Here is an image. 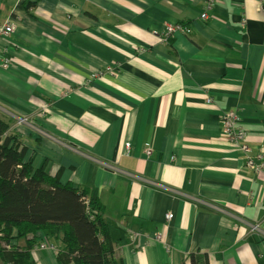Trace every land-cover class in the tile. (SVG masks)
<instances>
[{
  "label": "crops",
  "instance_id": "obj_1",
  "mask_svg": "<svg viewBox=\"0 0 264 264\" xmlns=\"http://www.w3.org/2000/svg\"><path fill=\"white\" fill-rule=\"evenodd\" d=\"M206 10L207 0H0V24L15 23L0 37V112L30 119L11 128L35 168L97 194L123 264H192V253L264 264V173L220 124L239 111L264 161V0ZM182 21L190 33L165 41L164 25ZM48 243L33 250L37 264H59L60 242Z\"/></svg>",
  "mask_w": 264,
  "mask_h": 264
},
{
  "label": "trees",
  "instance_id": "obj_2",
  "mask_svg": "<svg viewBox=\"0 0 264 264\" xmlns=\"http://www.w3.org/2000/svg\"><path fill=\"white\" fill-rule=\"evenodd\" d=\"M28 151L0 117V262L37 264L33 250L43 239L60 242L59 264H123L97 194L35 168ZM190 256L192 264H207L206 253Z\"/></svg>",
  "mask_w": 264,
  "mask_h": 264
},
{
  "label": "built area",
  "instance_id": "obj_3",
  "mask_svg": "<svg viewBox=\"0 0 264 264\" xmlns=\"http://www.w3.org/2000/svg\"><path fill=\"white\" fill-rule=\"evenodd\" d=\"M15 29V23L14 22H8L6 24H0V37H10ZM180 29V26L178 27ZM181 30V29H180ZM165 31H167L166 38H168L172 35L171 33L174 31L172 27H167ZM184 32H190V30H182ZM171 34V35H170ZM208 102L212 101L211 97L207 98ZM220 124L222 126L223 135L226 138V140L231 143L239 146L242 151L246 155V165H248L250 168L256 170L257 172L264 173V161L262 160V157L259 155L258 157H253L252 150L248 146L247 142V131L243 125L241 115L239 111L237 110H230L222 114L220 117ZM146 153L148 155L152 154V148L146 147ZM255 158H258V161L255 160ZM167 219H172L173 214L169 212L167 215ZM162 233H159V237L161 238ZM46 241L42 239H38L36 241L37 247L40 249L48 247V245L45 243ZM40 245V246H39Z\"/></svg>",
  "mask_w": 264,
  "mask_h": 264
},
{
  "label": "rangeland",
  "instance_id": "obj_4",
  "mask_svg": "<svg viewBox=\"0 0 264 264\" xmlns=\"http://www.w3.org/2000/svg\"><path fill=\"white\" fill-rule=\"evenodd\" d=\"M212 5H213V0H207V10H209V9H211V7H212ZM207 10L206 11H204V12H202V15H201V17L203 18V19H207L208 18V12H207ZM166 26L167 27H172V29H174V31L171 33L172 35L173 34H175V33H177V32H181L182 30H190L191 31V29H190V27H189V24L186 22V21H182V22H177V23H166L165 25H164V28L162 29V34H163V38H164V40L165 41H168L167 40V38H166V35H167V31H165V29H166ZM180 26V29H178V27ZM190 33V32H189ZM170 34V35H171ZM171 35V36H172ZM169 39V38H168ZM10 64H9V61L8 60H4L3 61V66L4 67H8ZM1 111V110H0ZM0 117L2 118V119H4L5 121H7L11 126H12V124H27V125H29L30 123V119L27 117V116H24V117H13V118H8L6 115H3L1 112H0ZM43 240V239H42ZM45 241V240H44ZM47 245H48V247H46V248H43V249H51L52 248V246L48 243V240H47V242H45ZM37 245V244H36ZM40 246V245H39ZM40 249V248H39ZM58 250V249H57Z\"/></svg>",
  "mask_w": 264,
  "mask_h": 264
}]
</instances>
